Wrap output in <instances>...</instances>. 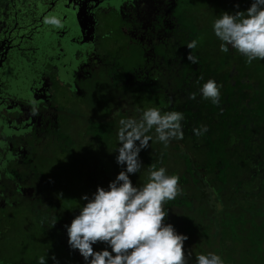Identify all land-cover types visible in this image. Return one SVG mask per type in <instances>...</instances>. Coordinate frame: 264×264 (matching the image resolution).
I'll list each match as a JSON object with an SVG mask.
<instances>
[{"label":"flooded vegetation","instance_id":"1","mask_svg":"<svg viewBox=\"0 0 264 264\" xmlns=\"http://www.w3.org/2000/svg\"><path fill=\"white\" fill-rule=\"evenodd\" d=\"M178 1L0 0V264H27L20 252L7 253L15 227L10 211L28 207L27 212L42 214L48 226L55 217L42 164L51 163L56 154L70 156L72 106L86 113L89 83L105 78L117 104L125 107L133 105L129 93L144 88L158 94L160 89L164 98V71L175 67L164 59V42L171 40L180 51L196 33L184 28L185 11L176 9ZM235 1L220 4L228 7ZM52 13L62 16V29L43 24V17ZM122 24L127 32L122 38L132 45L128 52L112 32ZM147 43L162 52L149 55L153 62L136 64L131 52L139 45L150 49ZM32 100L39 102V116L30 115ZM43 153L49 161L40 159ZM56 225L50 228V240L58 234L59 242L67 241V231H57Z\"/></svg>","mask_w":264,"mask_h":264},{"label":"rangeland","instance_id":"2","mask_svg":"<svg viewBox=\"0 0 264 264\" xmlns=\"http://www.w3.org/2000/svg\"><path fill=\"white\" fill-rule=\"evenodd\" d=\"M227 1L229 3L231 2V0H180L175 3L177 10L185 11L181 19L184 23V28H186L187 31L196 32L193 34L192 40H197L199 42L197 46L199 49L195 55L198 59L195 64L196 66H194L196 67V72H200L203 76H206L209 65L212 72L217 71L220 65H222V70L219 73L229 70L233 59L239 55L231 48L227 53H223L219 50L220 41L213 33L212 24L221 13L228 12L234 14L238 10L243 11V4L251 3L252 0H237L232 2V5L228 7L227 5L220 4ZM240 6H242V8ZM202 22L204 26L201 25ZM123 26V24L120 25L119 31L118 29H112V32L115 33L114 38L117 39L118 37V40L120 39L121 42H124L121 43V45L124 47L125 51L128 52L132 50V45L128 43L127 39H124L127 37V32ZM198 26H200V29H197ZM201 27L204 28L202 29ZM182 45L183 43L181 46ZM186 45L187 43H184L182 47L180 46L181 49L179 51L171 40L169 43L164 42V59L169 60L176 67H174V71H170L169 69L164 71V76L168 78V80L165 78L167 81H164V98L160 89L158 94L155 92L156 89L154 88H144L141 92H138V94L129 93L128 99L130 102H133V105L125 107L122 102H120L119 105L115 101L112 84H108L105 78L102 80V78L99 77L91 81L88 85L86 113L80 110L79 106H72L73 116L70 128L72 142L67 152L70 156L61 153L56 154V157L51 159V163L47 162L45 165L44 163L42 164V169L44 170L43 179L49 182L45 187L47 189L46 197H51L55 202L52 203L54 204V209L52 208L51 211L55 212V217L57 218V231H61L60 228L66 230L65 225H69L75 215L79 214L80 207L86 203L81 197L87 195L91 198L95 193V176L98 175V179L101 178V182L96 186L103 187L107 190L109 182L113 181L117 174L126 167L116 163L118 152L115 151V148L119 147L116 141L119 120L129 117L138 118V110L157 107L163 112L169 106L179 103V100L174 98L173 94L176 96V91L182 92L183 87L190 84L188 80L183 82L180 80L181 76L189 72L186 62L187 54L190 50ZM145 46L151 48L146 49L139 45L131 52L134 56V60L137 62L136 64H142L145 60L153 62L154 58L149 55L151 53L162 52V48L153 49L154 47H159L154 43H147ZM256 61H258L259 64H254V61L251 64L259 69H264V61ZM118 66H120V61ZM117 79H120V76H117L116 80ZM121 91L123 93V88H121ZM166 94L169 96L167 99L169 102L165 98ZM150 134L154 136V131ZM182 141L184 140H174L170 142L167 148H164L162 144L156 143L155 141L149 142V147L141 150L139 153V160L142 164L141 172L130 174L129 178L134 186H140L142 183L146 182L147 170L149 166L153 164L156 165L157 168H166L168 174L178 175L184 198L180 210L185 212L186 217L188 216V218H190L189 213L186 211H190V209L196 207L193 213H196L202 223L201 217L205 214H210V216L208 215L209 218L204 216V218L207 219V224L204 222V228H207L210 222L216 224L215 220H217L219 215L223 216L221 213L223 214L224 208H222V204L216 205L215 208L211 205L210 201H207V203H203V205H205V211H203V208L200 209V206L197 205L199 199L196 200L195 205H189L191 200H186V198L192 197L187 194H191L192 192L199 193L202 189L201 185L206 183L208 177L203 176L199 171H197L196 176L190 175V172H193L194 169L197 170L195 166L197 155L199 156L198 161L205 160L201 154H193V149L186 143H182ZM62 155L65 158H61ZM40 159H47L49 161L50 156L48 158L45 153H43L40 155ZM91 169L95 171L92 174ZM184 181L188 182L185 186L183 185ZM218 186V182L211 185L213 188L210 193H214V188H218ZM61 193L62 196H59ZM28 202L25 203V206H27ZM49 204L50 201L48 202V205ZM238 207L237 202H235L231 210L237 211L239 210ZM180 210L173 209L167 212L168 215L181 214ZM17 211L18 213L10 211L8 215V217L13 220V225H15V227L10 230V242L8 243L9 252L7 253L17 256L20 252L27 264L33 262H35L34 264H38V258L44 255L46 256V264H81L80 262L83 257L77 250L70 249L66 240L63 243L59 242L58 234L51 238L53 240H50L49 236L52 230L48 227V224L45 223L48 221L44 219L42 214L27 212L28 207ZM229 212L232 213L230 210ZM249 212L251 213L252 210H249ZM60 213H63V215H59ZM198 213H200L199 216ZM225 223L228 222L225 221ZM202 226L203 224H200V227ZM215 227L216 226H214L213 229ZM213 233L216 234L215 231H213ZM217 234L216 236L210 235L204 242H208L212 245L214 243L219 244L222 235L221 232ZM96 245L94 244L93 246ZM212 251L207 250V253ZM53 256L56 258L55 261L52 259Z\"/></svg>","mask_w":264,"mask_h":264},{"label":"clouds","instance_id":"3","mask_svg":"<svg viewBox=\"0 0 264 264\" xmlns=\"http://www.w3.org/2000/svg\"><path fill=\"white\" fill-rule=\"evenodd\" d=\"M42 22L50 29L64 27L63 18L57 13L45 15ZM212 30L220 41L221 52L227 53L231 48L245 57L249 65L256 60L264 61V0H252L246 11L221 13ZM197 46V40L186 45L190 50L187 60L192 64L197 63V58L191 50ZM220 88L209 79L199 92L204 100L219 107ZM195 98V92L189 95V99ZM138 111V118L119 120L116 163L126 167L109 182L107 190L98 186L91 198L83 195L81 199L86 203L65 225L70 249L77 250L87 264H189L192 256V252L186 255L184 251L188 237L165 223L168 216L165 205L183 194L179 176L153 164L147 170L146 182L140 186H134L129 178L130 174L141 172L139 153L149 147V142L167 148L170 142L184 138L183 113L162 112L157 107ZM30 115H40L36 100L31 101ZM207 130L202 125L194 128L193 133L202 136ZM153 131L154 136L150 134ZM56 220L53 217L48 227H54ZM97 243L106 244L111 251H94L93 245ZM52 259L55 261V256ZM38 264H46L45 255L38 258ZM195 264H224V261L220 255L208 252L195 255Z\"/></svg>","mask_w":264,"mask_h":264},{"label":"trees","instance_id":"4","mask_svg":"<svg viewBox=\"0 0 264 264\" xmlns=\"http://www.w3.org/2000/svg\"><path fill=\"white\" fill-rule=\"evenodd\" d=\"M250 5L243 4V11ZM198 49H192L194 56ZM186 64L189 72L181 76L180 80H188L190 84L185 85L182 92L176 91V96L173 94L179 103L169 106L165 111L183 113L182 143L192 148L193 154H201L205 160L198 161L197 155V170L194 169L190 175L196 176L199 171L208 177L206 183L201 185L200 192L187 194L192 198L186 200H191L189 205H195L199 199L197 205L203 211V203L207 201L215 208L222 204L224 210L221 213L223 216L219 215L215 220L216 224L210 222L209 227L204 228L207 224L204 216L209 218L210 214L201 217L202 223L193 213L196 208L193 207L186 211L190 218L186 217L185 212L180 210L184 201L181 195L165 205L167 211L179 209L181 214H169L165 223L172 224L178 234L188 237L184 242V251L186 255L192 252L189 264H195V255L207 254V250L220 255L224 264H264V69L247 64L246 58L241 55H237L229 70L222 73H219L222 65L214 72L209 65L206 76L197 73L194 64L188 60ZM254 64L259 62L254 61ZM165 78L164 81H167ZM209 79L221 85L219 107L200 95V87ZM193 92L196 93L194 100L189 99ZM168 97L166 94V100ZM202 125L207 126V132L196 136L193 129ZM217 182L218 188L210 193L213 188L211 185ZM187 184L184 181L183 185ZM235 202L239 206L237 211L231 210ZM200 224L203 226L200 227ZM213 231L216 234L221 232L219 244L204 242L210 235L216 236ZM93 249L111 251L103 243Z\"/></svg>","mask_w":264,"mask_h":264}]
</instances>
